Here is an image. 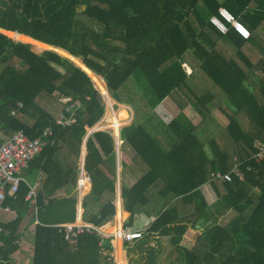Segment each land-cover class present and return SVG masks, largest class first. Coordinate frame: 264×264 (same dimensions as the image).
Returning a JSON list of instances; mask_svg holds the SVG:
<instances>
[{
    "label": "trees",
    "instance_id": "trees-1",
    "mask_svg": "<svg viewBox=\"0 0 264 264\" xmlns=\"http://www.w3.org/2000/svg\"><path fill=\"white\" fill-rule=\"evenodd\" d=\"M221 7L250 30L248 38L220 14ZM0 28V129L38 137L53 128L24 171L30 181L44 172L38 189L42 224L23 233L34 217L22 183L16 198L8 195L4 202L18 218L0 221L9 231L0 234L3 261L20 247L16 239L30 240L32 264H107L111 256L110 239L101 244L90 233L65 239L53 226L76 218V195L58 192L74 189L85 137L107 110L88 71L49 49L54 46L80 58L105 80L110 98L132 112L120 128L119 175L112 131L95 130L86 140L92 185L83 198L84 219L110 221L119 187L125 225L138 214L155 217L127 246L130 264H160L164 238L173 248L168 264H264V158L253 157L255 142L264 141V0H0ZM33 39L47 46L40 52ZM61 97L80 102L68 126L56 122L71 105ZM166 99L178 112L164 120L167 112L159 107ZM216 113L226 122L219 123ZM125 145L129 161L121 159ZM235 157L242 177L212 179L213 172H229ZM133 166L140 174L129 184Z\"/></svg>",
    "mask_w": 264,
    "mask_h": 264
},
{
    "label": "built area",
    "instance_id": "built-area-1",
    "mask_svg": "<svg viewBox=\"0 0 264 264\" xmlns=\"http://www.w3.org/2000/svg\"><path fill=\"white\" fill-rule=\"evenodd\" d=\"M220 14L233 25L235 30L242 37L248 38L250 36V30L225 8H220ZM212 21L221 31H227L225 24L218 17H212ZM186 69L190 72V68L188 66H186ZM61 100L63 102H71V105L66 108V112L59 115L56 122L59 125L68 126L76 121V108L80 106V102L78 100L72 101L71 97H61ZM105 100L108 108V104L110 103L109 98H105ZM17 106L21 108L23 106L22 101H18ZM67 112L69 115L66 114ZM11 114H15V110H12ZM130 117L132 118V112L130 113ZM98 129L107 128L101 124H96L93 128L89 129V132L91 134L93 131ZM52 133L53 128L51 126H47L38 137H32L22 129L15 131L11 135H6L0 129V217H2V220L0 219V221L8 222L18 218L16 210L12 209L9 205H5L4 202L8 195L15 199L20 185L25 183L28 186V192L25 196V200L28 202L30 215L34 217V220L30 223L27 229L23 230L25 235L30 232H34L37 224H42L38 218V189L43 180L44 172L40 169L34 180L30 181L24 175V171L30 167L32 160L40 154L44 146L47 144L46 136H51ZM112 133L120 152V145L123 143V140L120 138V127L117 132L113 130ZM255 147L257 152L253 157L256 161H261L264 158V141L257 140L255 142ZM85 151H82V155L80 156L78 176L74 187V194L77 197L76 218L74 221L61 222L54 224L53 226L58 228V230L64 234L65 239H70L72 237L75 238L82 233L96 234L101 239V244H103L105 239H110L112 249L110 253L111 256L107 264H130L129 257L127 255V246L143 236L144 232L150 226L155 217L147 216L146 220L141 223L139 221L141 215L138 214L135 216L133 225H125L128 214L122 219L116 217L119 209L124 211L123 199L121 197L120 188L118 187L115 199L113 200L116 206V213L110 221L103 225H98L84 219V208L82 206L83 198L89 193L92 185L90 176L85 170ZM240 164L241 163L235 157L233 167L229 172H213L212 179L230 181L232 180V173L242 177ZM120 168L119 164V170ZM205 188H210V183H207ZM109 223L114 224V230L105 229ZM8 232V229L0 224V234H7ZM14 242L19 243L20 247L9 254L8 261H3L0 257V264H31L34 256L33 247L27 241L22 242L20 239H16ZM0 244L2 243L0 242ZM24 247L27 248V253L21 252V249Z\"/></svg>",
    "mask_w": 264,
    "mask_h": 264
},
{
    "label": "rangeland",
    "instance_id": "rangeland-1",
    "mask_svg": "<svg viewBox=\"0 0 264 264\" xmlns=\"http://www.w3.org/2000/svg\"><path fill=\"white\" fill-rule=\"evenodd\" d=\"M9 37H14L16 40H19V39H17L15 36H13V35H8ZM22 41V40H21ZM26 42V41H25ZM30 42H32V43H34L35 44V48H36V50H38V51H43V47L45 46H47V44H44V43H42L41 41H38V43L36 44L35 43V40L33 39L32 41H30ZM40 51V52H41ZM105 81V80H104ZM164 108L166 109V111H167V113H166V115H164V120L165 119H167V115H170V116H173V115H175L177 112H178V109L174 106V104L172 103V101L170 100V99H166L165 100V102H164ZM161 108H163V107H161ZM107 110H108V108H107ZM106 110V111H107ZM187 112H189V110L187 111ZM189 114V116H191V117H193L194 116V113H188ZM105 115H106V112H105ZM105 115L103 116V118L97 123V124H101V125H103V126H105L104 124H106V122H105ZM118 115L119 116H121V117H123V118H126V117H128V115H129V112L128 111H126V109H124V108H121L120 109V112L118 113ZM129 117H130V115H129ZM215 118H216V120L219 122V123H221V124H223V123H225L226 121H225V119L218 113H216L215 114ZM198 120H199V117H194V122H198ZM130 121H131V117L129 118V119H127V121H125L121 126H120V128L122 127V126H124V125H126V124H129L130 123ZM107 129H109V130H111V131H113V129L110 127V126H105ZM123 147V146H122ZM131 154V153H130ZM120 171H121V169H122V166L120 165ZM139 170H138V168L137 167H134V168H132L131 170H130V173L129 174H131L130 176V178H132L133 180L135 179V178H137L138 177V175H139ZM213 195H211V194H209L208 195V197L210 198V200L211 201H213V199H214V197H212ZM234 215V213H232V212H230L224 219H222V222L224 223V222H227L232 216ZM25 241H27V242H30V240H28V239H25ZM163 242H165L164 244V254L161 256V258L159 259V263L160 264H168L171 260H172V258H173V255H171V254H173V248H172V245H171V243H169V241H168V239L167 238H164L163 239ZM189 243H191L190 241H189ZM184 244H188V242L187 241H184ZM189 247H190V245H189Z\"/></svg>",
    "mask_w": 264,
    "mask_h": 264
},
{
    "label": "bare ground",
    "instance_id": "bare-ground-1",
    "mask_svg": "<svg viewBox=\"0 0 264 264\" xmlns=\"http://www.w3.org/2000/svg\"><path fill=\"white\" fill-rule=\"evenodd\" d=\"M59 53H61L62 55L70 58L73 62H75L77 65L83 67L84 69H86L88 71V73L91 75L92 80L94 81L96 87L104 94H107V96H109L108 94V90L106 87V82L104 81V79L102 77H100L99 75L93 73L92 71H90L82 62V60L80 58H77L75 56H73L72 54H70L67 51H64L60 48H55ZM109 98V105L108 104V110L106 111V115H105V122L106 124H104L105 126H110L115 132H117L118 128L125 122L127 121V119H129L130 117L123 119L120 118L118 116V111L123 108L124 106L121 104L116 103L115 101H113V99ZM106 103V102H105ZM126 123V122H125ZM94 127V126H93ZM108 131V130H106ZM110 131V130H109ZM112 133V132H111ZM117 218H123L124 217V212L122 209H119L117 214H116ZM114 224L111 225L110 227L106 228V230H114Z\"/></svg>",
    "mask_w": 264,
    "mask_h": 264
},
{
    "label": "crops",
    "instance_id": "crops-1",
    "mask_svg": "<svg viewBox=\"0 0 264 264\" xmlns=\"http://www.w3.org/2000/svg\"><path fill=\"white\" fill-rule=\"evenodd\" d=\"M164 102L165 101H163V103H162V105L159 107L160 108V110L162 111V110H165L166 111V109L164 108ZM121 105H123V106H126V105H124V104H121ZM127 108H128V106H126ZM161 107H163V108H161ZM189 110V112L190 113H194V116L193 117H195L196 116V113L194 112V110L191 108V107H187V108H185V112L188 114L189 112H187ZM167 112V111H166ZM189 115V114H188ZM122 145H123V143H122ZM122 145H121V147H122ZM131 153V150H130V148L128 147V146H124V151H123V154H122V152H121V159H122V155H123V159H126L127 161H129L130 160V154ZM134 167H136V166H133L132 168H134ZM132 168H128V172H127V175H126V181H127V183H129V184H132L135 180H136V178L133 180L132 178H130L131 176V174H129L130 173V170L132 169ZM140 172V171H139ZM140 174V173H139ZM72 192V194L74 193V189L72 188V187H70V186H66V187H64L63 189H61L59 192H58V195H65V194H68V193H71ZM124 217H126L127 216V214H128V212L124 209ZM141 215V217L139 218V221L142 223V222H144L145 220H146V218H147V216L146 215H144V214H140ZM0 219L2 220V217H0ZM6 219V218H5ZM111 225H113V223H109L106 227H105V229L106 228H108V227H110ZM30 245H31V242H28ZM21 252H24V253H27V248L26 247H24V248H22L21 249ZM164 254V250L162 251V255ZM29 261V260H28ZM31 262V261H30ZM32 264V263H31Z\"/></svg>",
    "mask_w": 264,
    "mask_h": 264
},
{
    "label": "water",
    "instance_id": "water-1",
    "mask_svg": "<svg viewBox=\"0 0 264 264\" xmlns=\"http://www.w3.org/2000/svg\"><path fill=\"white\" fill-rule=\"evenodd\" d=\"M1 29L2 28H0V31H1ZM13 32V31H12ZM5 33V32H4ZM14 33H17V32H14ZM14 38V37H13ZM15 39V38H14ZM51 46V45H50ZM52 48H49V49H54V50H56L55 48L56 47H54V46H51ZM57 51V50H56ZM81 67V66H80ZM83 68V67H82ZM84 69V68H83ZM85 70V69H84ZM86 71V70H85ZM87 72V71H86ZM88 73V72H87ZM89 74V73H88ZM103 95L105 96V98H107L108 99V97L109 96H107V94H104L103 93ZM90 135V132L87 134V136L85 137V140H84V143H83V147H82V149H83V151H85V149H86V140H87V138H88V136ZM116 154H117V167H118V172L120 171L119 170V147H118V145H116ZM204 222V219H201V220H199V224H198V227H200V224L201 223H203Z\"/></svg>",
    "mask_w": 264,
    "mask_h": 264
}]
</instances>
